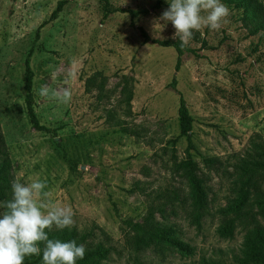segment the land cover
<instances>
[{"label": "rangeland", "instance_id": "obj_1", "mask_svg": "<svg viewBox=\"0 0 264 264\" xmlns=\"http://www.w3.org/2000/svg\"><path fill=\"white\" fill-rule=\"evenodd\" d=\"M59 1L0 0V126L12 162L10 181H45L47 195L38 201L70 207L73 226L95 228L96 240L105 238L96 227L105 231L109 264H238L252 223L264 226V213L250 205L249 219L234 221L233 234L226 235L220 229L233 215L221 209L236 196L242 159L253 142L264 141V33L252 34L241 10L223 0L229 16L217 30L194 32L186 44L197 52L186 53L177 70L175 48L145 43L140 30L152 39H174L173 25L159 19L166 0H107L146 12L106 18L105 0H68L51 19ZM29 54L35 111L53 132L30 121ZM124 76L134 86L128 115ZM45 84L70 88L71 101L39 96ZM181 95L193 117L192 147L180 136ZM108 109L130 132L109 119ZM189 156L205 192L199 211L177 166ZM172 191L177 199L156 220L174 225L172 237L194 251L168 242L135 250L126 241V220L142 221L152 200L167 201Z\"/></svg>", "mask_w": 264, "mask_h": 264}, {"label": "trees", "instance_id": "obj_2", "mask_svg": "<svg viewBox=\"0 0 264 264\" xmlns=\"http://www.w3.org/2000/svg\"><path fill=\"white\" fill-rule=\"evenodd\" d=\"M228 1L234 8L241 10V17L248 22V26L252 34H257L262 31L264 33V4L260 0H225ZM68 3V0H60L57 7L52 12L51 19L56 18L59 12H61L64 6ZM129 13L132 17H137L145 10H133L123 7L112 6L109 1L105 0L103 6V16L106 18L113 13ZM141 34L144 38V42H152L165 47H173L177 51L178 58L176 63V69H180L183 61V57L186 53L192 52L196 54V49L190 47L186 43H181L177 39H152L141 28ZM198 54V53H197ZM31 54H29L25 61L26 66V79L25 89L26 96L25 101L27 105L28 114L32 125L45 132H53V129L40 123L35 111V99L33 92V79L34 71L31 67ZM175 84V79L173 85ZM133 83L132 79L124 76V83L122 87V101L126 104V114L131 112V101L133 99ZM179 118H180V136H185L188 139L189 147H192L191 130L193 128V117L186 104L184 97L180 96L179 106ZM108 117L116 126H119L126 132H130V129L125 126L124 119L119 117L114 109H108ZM248 157L242 159L239 165V187L237 188L236 196L230 201L228 207L222 208L221 212L226 215H233L229 219V223L222 226L220 231L226 235H232L234 231V221L240 223L245 222L250 217L251 208L250 205H256L257 208L264 213V175H262V169H264V141L253 142V147ZM177 166L182 170L189 179L192 194L194 197V205L196 211H199L205 206V192L202 187L201 179L196 172V163L189 156L186 159L177 163ZM12 162L10 159L9 150L5 143L3 133L0 126V202H6L11 199V184L9 178ZM165 197V196H163ZM167 198V201L156 202L155 199L149 204L146 216L142 221H134L133 219L126 220L129 227V232L126 234V241L135 250H142L153 245L160 244L162 242L172 243L184 251L193 252L194 247L184 241L174 239L172 233L176 230L172 224H160L156 220V213H162L165 206L172 200L177 199L175 191H172ZM159 201V200H157ZM161 201V200H160ZM196 220L198 217L196 215ZM101 233L105 238L96 240L99 234L95 228L78 229L76 226H72L69 229L53 230L49 233L50 238H57L64 241L75 239L77 243H83L87 249L86 255L83 260H79L77 264H109L108 257L110 254V246L107 245L108 235L101 228ZM43 249V244L40 245ZM42 255H33L25 258V264H41ZM238 264H264V226L257 221L252 223L248 234L245 237L243 255L238 259ZM204 264H223V263H211L205 261Z\"/></svg>", "mask_w": 264, "mask_h": 264}, {"label": "clouds", "instance_id": "obj_3", "mask_svg": "<svg viewBox=\"0 0 264 264\" xmlns=\"http://www.w3.org/2000/svg\"><path fill=\"white\" fill-rule=\"evenodd\" d=\"M166 3L169 7L159 19L173 25V38L182 44L202 26L219 29L230 14L223 0H166ZM51 75L55 80L57 72ZM38 94L63 104L72 98L70 88L60 91L50 89L47 84L39 88ZM46 187L42 180L22 181L18 177L12 181L11 199L0 203V264H25V258L33 255H42L41 264H77L84 259L87 249L83 243L50 238L53 228L70 230L74 216L70 207L38 201L37 197L47 195Z\"/></svg>", "mask_w": 264, "mask_h": 264}]
</instances>
